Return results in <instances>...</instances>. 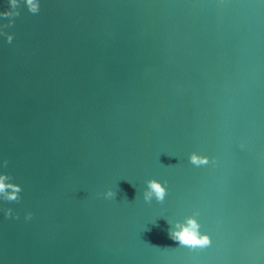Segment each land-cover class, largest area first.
Segmentation results:
<instances>
[{"label":"water","instance_id":"obj_1","mask_svg":"<svg viewBox=\"0 0 264 264\" xmlns=\"http://www.w3.org/2000/svg\"><path fill=\"white\" fill-rule=\"evenodd\" d=\"M39 3L0 35V264H264V0Z\"/></svg>","mask_w":264,"mask_h":264},{"label":"clouds","instance_id":"obj_2","mask_svg":"<svg viewBox=\"0 0 264 264\" xmlns=\"http://www.w3.org/2000/svg\"><path fill=\"white\" fill-rule=\"evenodd\" d=\"M21 2L26 5L27 10L31 14H38L40 11L39 0H7L8 6L5 8V10L0 11V17L8 18V23L0 25V35H4L6 37V42L8 44L12 43L14 34H10L4 31V29L10 28L14 25L15 21L12 18L18 17L20 15L19 9ZM189 160L195 166L207 165L210 162L207 156L199 155L196 152H192L190 154ZM7 164L8 161L5 159L3 161L4 167H7ZM0 177L4 178L10 185L14 186L11 192H7L4 184L0 183V193H5V195L0 197V199H3L7 202L18 203L21 200V196L19 195V193L22 191L21 186L17 183L10 182L12 177L7 173L0 174ZM166 183L167 182L165 181L164 184H162L156 179H149L146 181L147 187L143 192L144 200L146 202H151L152 199L155 198L156 201L163 203L167 195V189L165 187ZM102 195L108 199L116 197L117 193L109 189L102 193ZM3 211L6 218H11L14 215L12 208H5ZM32 215L33 214L31 212H27L25 219L30 220ZM198 215V212H194L193 215L186 217L183 222L177 221L174 227L169 229L168 235L170 239L178 242L179 246H186L189 248H205L209 246L211 244V239L209 235L202 234L200 232V224L195 218ZM16 218H19L18 215Z\"/></svg>","mask_w":264,"mask_h":264}]
</instances>
